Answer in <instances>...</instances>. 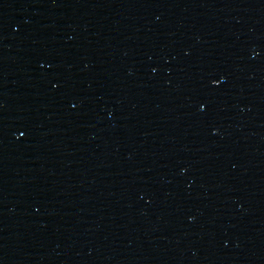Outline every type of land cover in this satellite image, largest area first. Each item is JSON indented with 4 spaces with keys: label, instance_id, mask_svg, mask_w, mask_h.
<instances>
[{
    "label": "water",
    "instance_id": "95a60500",
    "mask_svg": "<svg viewBox=\"0 0 264 264\" xmlns=\"http://www.w3.org/2000/svg\"><path fill=\"white\" fill-rule=\"evenodd\" d=\"M0 264H264V0H0Z\"/></svg>",
    "mask_w": 264,
    "mask_h": 264
},
{
    "label": "snow or ice",
    "instance_id": "6c2138e0",
    "mask_svg": "<svg viewBox=\"0 0 264 264\" xmlns=\"http://www.w3.org/2000/svg\"><path fill=\"white\" fill-rule=\"evenodd\" d=\"M214 82H217L218 83V81H214ZM53 87H56V85H53ZM204 107V105H201V108H203ZM24 135V133H21V136H23Z\"/></svg>",
    "mask_w": 264,
    "mask_h": 264
}]
</instances>
